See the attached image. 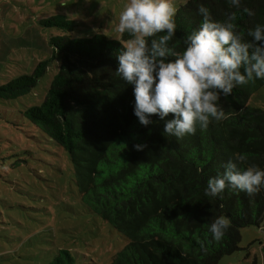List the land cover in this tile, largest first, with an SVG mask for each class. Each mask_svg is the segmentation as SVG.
Listing matches in <instances>:
<instances>
[{"label": "trees", "instance_id": "trees-1", "mask_svg": "<svg viewBox=\"0 0 264 264\" xmlns=\"http://www.w3.org/2000/svg\"><path fill=\"white\" fill-rule=\"evenodd\" d=\"M200 4L219 22L234 12L236 30L245 41L251 40L250 29L264 24V0H242L239 10L227 0H184L175 16V37L169 41L173 50L182 51L184 38L201 25ZM40 24L63 33L49 40L61 65L41 105L27 108L23 116L68 154L89 210L128 240L110 264H218L239 250L240 230L259 226L264 216V187L253 196L226 188L209 197L204 189L230 159L240 170L252 165L264 169V110L248 106L251 95L264 88V80L222 96L218 103L226 115L212 120L207 129L197 126L195 134L182 139L164 136L165 122L156 116L147 127L139 124L133 115L132 86L116 72V56L125 47L122 42L131 39L128 33H122V42L102 34L71 38L76 23L63 15ZM47 66L41 62L30 75L1 85L0 99L29 93ZM135 144L146 147L137 151ZM241 153L244 161L236 159ZM221 215L230 223L216 242L208 225ZM62 253L74 264L68 252ZM63 262L60 256L54 264Z\"/></svg>", "mask_w": 264, "mask_h": 264}, {"label": "rangeland", "instance_id": "rangeland-1", "mask_svg": "<svg viewBox=\"0 0 264 264\" xmlns=\"http://www.w3.org/2000/svg\"><path fill=\"white\" fill-rule=\"evenodd\" d=\"M184 0H172L176 9ZM127 0H0V86L48 64L37 85L13 100L0 99V264H110L128 240L82 201L68 154L23 111L43 102L61 57L49 45L63 34L40 21L63 15L76 23L71 38L102 34L122 42L116 28ZM128 41L122 42L126 46ZM248 106L264 110V88ZM239 250L218 264H264V216L240 230Z\"/></svg>", "mask_w": 264, "mask_h": 264}, {"label": "clouds", "instance_id": "clouds-1", "mask_svg": "<svg viewBox=\"0 0 264 264\" xmlns=\"http://www.w3.org/2000/svg\"><path fill=\"white\" fill-rule=\"evenodd\" d=\"M236 9L242 0H227ZM249 16L251 9L243 8ZM201 25L184 38L182 51L169 46L176 34L177 9L172 0H127L119 14L116 30L131 39L116 56V72L133 92V115L147 127L156 116L164 121L162 135L182 139L208 128L212 120L225 117L221 97H228L235 87L264 80V24H257L245 41L230 13L223 22L212 19L210 9H197ZM158 33V38H153ZM151 38V39H150ZM171 117L169 118V115ZM142 151L145 144H135ZM236 159L244 161L245 154ZM223 172L210 177L204 193L216 197L227 188L248 196L264 187V169L252 165L240 170L229 160ZM225 216H217L208 225L213 241L219 242L229 228Z\"/></svg>", "mask_w": 264, "mask_h": 264}]
</instances>
